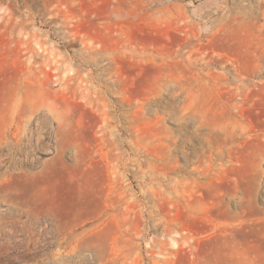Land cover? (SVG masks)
Masks as SVG:
<instances>
[{
  "label": "rangeland",
  "instance_id": "374dc122",
  "mask_svg": "<svg viewBox=\"0 0 264 264\" xmlns=\"http://www.w3.org/2000/svg\"><path fill=\"white\" fill-rule=\"evenodd\" d=\"M263 212L264 0H0V264H264Z\"/></svg>",
  "mask_w": 264,
  "mask_h": 264
},
{
  "label": "bare ground",
  "instance_id": "6f19581e",
  "mask_svg": "<svg viewBox=\"0 0 264 264\" xmlns=\"http://www.w3.org/2000/svg\"><path fill=\"white\" fill-rule=\"evenodd\" d=\"M48 64V63H47ZM45 66V65H44ZM61 131V130H60ZM58 133H59V131H58ZM109 158V157H108ZM107 158V159H108ZM115 163H114V160H112V161H109L108 162V168H109V172H110V177H111V174L113 175V176H115L116 175V173H117V170H116V168H115ZM107 166V165H106ZM264 213V212H263ZM245 239H247V238H245ZM233 240V239H232ZM236 240V239H235ZM252 240V239H251ZM254 240V239H253ZM257 240V239H256ZM229 242V241H228ZM227 242V243H228ZM244 244H246V243H244ZM243 244V245H244ZM240 246V242H238V241H232V242H229L228 243V255H226L225 257H223V258H220V259H218V258H216V259H218V260H211V262H210V264H262V263H257V259L255 258H248V257H246L244 254H243V250H241V247H239ZM253 246V245H252ZM243 247H245V248H247L246 246H243ZM261 248H262V246H260ZM254 248V247H253ZM245 250H248V248L247 249H245ZM256 250V249H255ZM249 251V250H248ZM245 252V251H244ZM263 252V251H262ZM247 254V253H246ZM251 254V253H250Z\"/></svg>",
  "mask_w": 264,
  "mask_h": 264
}]
</instances>
